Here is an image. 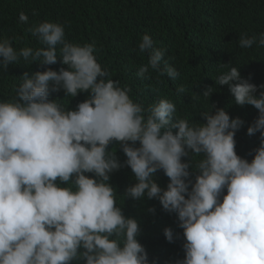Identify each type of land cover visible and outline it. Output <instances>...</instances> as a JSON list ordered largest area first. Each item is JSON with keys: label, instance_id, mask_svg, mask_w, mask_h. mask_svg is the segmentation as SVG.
I'll return each mask as SVG.
<instances>
[{"label": "clouds", "instance_id": "obj_1", "mask_svg": "<svg viewBox=\"0 0 264 264\" xmlns=\"http://www.w3.org/2000/svg\"><path fill=\"white\" fill-rule=\"evenodd\" d=\"M170 6L176 15L192 7L185 0ZM19 21L28 16L21 12ZM29 31L42 46L17 51L10 39L0 40V70L15 73L21 58L54 65L59 57L67 67L25 73L12 100L0 102V264H157L137 239L134 210L151 199L178 216L185 242L176 264H264V84L242 78L237 67L215 79L236 105L258 110L247 128L248 135H260L249 162L235 150L241 118L224 109L211 114V108L201 112L205 123L190 124L174 118L172 101H158L180 75L166 54L178 29H158L168 39L164 48L144 28L125 33L120 58L140 78H159L158 102L147 109L119 81L105 79L94 43H69L64 26L50 21ZM254 44L264 48V33L239 39L242 49ZM61 89L69 104L81 92L89 96L69 110L49 98ZM212 93L209 87L202 94ZM114 144L125 162L109 150ZM193 156L201 157L195 170ZM159 170L169 178L166 189L155 180ZM163 234L173 242L171 228Z\"/></svg>", "mask_w": 264, "mask_h": 264}, {"label": "trees", "instance_id": "obj_2", "mask_svg": "<svg viewBox=\"0 0 264 264\" xmlns=\"http://www.w3.org/2000/svg\"><path fill=\"white\" fill-rule=\"evenodd\" d=\"M182 0H0V40L10 39L12 46L19 51L24 47L33 49L42 45L31 35L29 29L44 21L60 23L64 26L65 39L69 43H94L97 62L105 70V79L119 81L121 88L129 89L128 95L134 98L145 109L156 102L167 99L176 106L174 118L187 119L190 124L205 123L201 112L212 108L214 114L217 109H224L231 118L239 117L244 121L243 126L235 135L237 154L247 159H253L255 149L259 147L260 135H248L247 128L258 117V110L251 105L239 106L228 91L227 85H216L215 79L222 72L231 67L239 68L242 78L259 86L264 84V48L254 44L251 48L239 47L242 35L248 37L259 36L264 33V0H220V5L211 3L212 0H185L192 7L180 15L171 11L170 3ZM23 12L28 16L27 23L19 21ZM153 26V27H151ZM167 26L180 31V34L167 48V56L171 57L180 70L179 77L169 85H165V93L159 100L153 92L156 75L152 79L140 78L138 69L131 61L120 58V46L125 33L136 28L149 31L155 40L164 48ZM150 27V28H149ZM20 66L15 73L0 70V102L12 100L16 90L22 83L25 73L29 77L37 71L52 68L59 71L66 68L58 61L54 65H42L39 62L32 64L21 58ZM227 64V66H224ZM10 66V65H9ZM183 87L185 91L178 93ZM212 87L213 93L205 97L202 93ZM259 95V91L257 92ZM89 96L81 92L66 101L65 93L61 89L52 92L50 99H59L58 102L75 110L77 105ZM178 131L173 129V133ZM137 146L138 142H137ZM109 150L126 161L123 151L114 145ZM191 157H186V160ZM200 156H193L192 164L195 170ZM190 179L195 181L196 172L192 169ZM127 173L134 177L130 167ZM119 176H127L121 171ZM135 178V177H134ZM155 180L162 189H166L169 178L163 170L155 174ZM67 186V185H63ZM226 194V190L225 193ZM150 204L136 205V219L140 227L137 239L145 247L149 260L157 264H176L184 258L183 229L179 227L178 216L175 212L164 211L157 199L149 200ZM155 208V213L149 211ZM165 228L173 231V242H168L163 234Z\"/></svg>", "mask_w": 264, "mask_h": 264}]
</instances>
